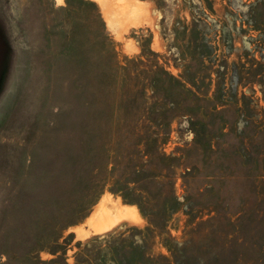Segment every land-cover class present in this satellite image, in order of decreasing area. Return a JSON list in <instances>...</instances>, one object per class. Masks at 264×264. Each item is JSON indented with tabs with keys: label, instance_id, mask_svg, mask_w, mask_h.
<instances>
[{
	"label": "rangeland",
	"instance_id": "1",
	"mask_svg": "<svg viewBox=\"0 0 264 264\" xmlns=\"http://www.w3.org/2000/svg\"><path fill=\"white\" fill-rule=\"evenodd\" d=\"M0 41V264H264V132L253 138L249 126L244 167L231 135L206 159L188 153L193 170L184 180L174 171L178 204L163 225L113 193L112 176L52 242L58 221L90 200L86 178L125 166L123 119L181 164L192 142L185 120L158 130L145 121L163 103L150 98L149 83L163 79L150 67L186 88L183 76L198 72L194 87L209 96L243 94L264 129V0H0ZM228 110L211 120L242 128Z\"/></svg>",
	"mask_w": 264,
	"mask_h": 264
},
{
	"label": "trees",
	"instance_id": "2",
	"mask_svg": "<svg viewBox=\"0 0 264 264\" xmlns=\"http://www.w3.org/2000/svg\"><path fill=\"white\" fill-rule=\"evenodd\" d=\"M257 5L260 6L261 4L256 3L249 8L251 10L257 9ZM257 19L260 17L251 19V26L257 23ZM192 58L203 61V57L200 55H197L196 58L189 57V60L193 61ZM151 68L155 71L152 73L158 77H163V79L157 83H149L147 88L151 92L150 98L160 96L163 103L162 107L158 108L159 112H156L157 114L154 112V117L152 115L153 106L147 108L144 114L145 121L153 122L154 130H158L175 119L185 120L187 129L192 136L191 146L186 150L187 154L186 151L183 152L181 164H179V159L159 154L156 138L150 139V137H144L145 135L134 134V126L131 127L123 119L120 128L123 132L117 147V154L120 156L117 160L119 159L118 162L125 164V166L118 167V165L113 164L108 171L105 169H95V172L91 169L86 170L85 177L94 172L91 178H86L90 182L88 191L91 192V198L84 208L73 212L68 219L58 221L53 244L56 245L60 231L86 216L89 209L97 201L107 180L111 179L112 176L115 177L112 186L113 193L121 192L124 201L136 205L141 215L149 220L151 226H157L156 219L160 220L163 225L167 215L173 213L178 204L173 193L174 171L178 168L181 169L180 178L184 180L188 171L192 172L193 170V167L183 165L184 160L188 159V153L192 151L201 153L202 158L206 159L208 155L211 156L218 151V146L214 145L216 137L231 135L235 140H239V147L238 150L234 151V156L239 159L240 167H244L246 164L243 161V154L246 150L244 145L247 134L245 132L246 126L254 130L253 138L264 132L260 123L251 121L246 116L251 111L243 94L236 100L235 93H233L234 97L230 96L231 89L215 87L209 96L210 87H206L204 93L199 92L198 87H194L203 79L198 72L192 71V73L185 74L191 76L190 79L183 76V80L190 86V88H186L182 82L169 76L161 68L157 66ZM209 75L210 73L207 79L210 83ZM141 93L143 96V91ZM238 102H241V106L238 105ZM133 104V99H130L128 105ZM228 109H232L234 113L242 117V122H244L242 128L237 123L215 124V121L211 120L213 116L229 111ZM127 112L123 113L124 117H126ZM74 176L76 179L78 177L85 178L78 171L74 173ZM154 178H160L161 181L154 183Z\"/></svg>",
	"mask_w": 264,
	"mask_h": 264
},
{
	"label": "water",
	"instance_id": "3",
	"mask_svg": "<svg viewBox=\"0 0 264 264\" xmlns=\"http://www.w3.org/2000/svg\"><path fill=\"white\" fill-rule=\"evenodd\" d=\"M1 42V41H0ZM3 50L1 49L0 47V70H1V64H2V61H3ZM0 94H1V87H0Z\"/></svg>",
	"mask_w": 264,
	"mask_h": 264
},
{
	"label": "snow or ice",
	"instance_id": "4",
	"mask_svg": "<svg viewBox=\"0 0 264 264\" xmlns=\"http://www.w3.org/2000/svg\"><path fill=\"white\" fill-rule=\"evenodd\" d=\"M63 2V0H58V3H62Z\"/></svg>",
	"mask_w": 264,
	"mask_h": 264
},
{
	"label": "bare ground",
	"instance_id": "5",
	"mask_svg": "<svg viewBox=\"0 0 264 264\" xmlns=\"http://www.w3.org/2000/svg\"><path fill=\"white\" fill-rule=\"evenodd\" d=\"M113 212V211H112ZM105 220V219H104ZM116 223V222H115ZM104 224V223H103ZM106 226V225H105ZM100 230V229H99Z\"/></svg>",
	"mask_w": 264,
	"mask_h": 264
}]
</instances>
